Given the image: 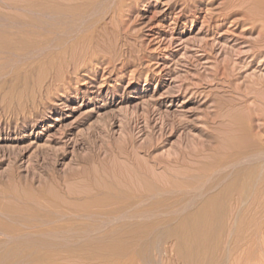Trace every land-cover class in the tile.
<instances>
[{
  "label": "rangeland",
  "instance_id": "374dc122",
  "mask_svg": "<svg viewBox=\"0 0 264 264\" xmlns=\"http://www.w3.org/2000/svg\"><path fill=\"white\" fill-rule=\"evenodd\" d=\"M262 7L0 0V241H63L32 264H111L128 230L264 158Z\"/></svg>",
  "mask_w": 264,
  "mask_h": 264
},
{
  "label": "bare ground",
  "instance_id": "6f19581e",
  "mask_svg": "<svg viewBox=\"0 0 264 264\" xmlns=\"http://www.w3.org/2000/svg\"><path fill=\"white\" fill-rule=\"evenodd\" d=\"M253 2L260 7H264V2H262L261 0H253ZM8 12L11 13V11ZM11 16L14 15H12L11 13ZM3 19H5V16L4 18L0 19V22ZM3 22L4 23L2 24H7L5 23V20ZM14 22H16V20ZM238 163L236 164L235 168L230 171H225L226 169L222 171L217 170L218 173L209 183H206L203 187L200 186V189L197 188L199 189L198 191L196 190V192L190 194L187 199L179 203V205L177 204L178 206H174L175 208L169 210L166 213L167 215L156 219V222H154L151 226L147 228L146 226L142 227L146 228L144 230L137 228V230H140L139 232L137 231L138 236H136V232L131 231L132 229L128 230L130 231V234L134 233V235L136 236L134 241L131 240V238H133V234L130 235L128 234V231L124 230L128 235H130L128 238L131 237L129 241L130 243H128V241H125L130 244L128 245L129 247H127L123 242L125 240L123 235H128L125 233H123L122 235L121 233L122 236L119 237L120 240L124 239L122 240V246L125 245L126 247H124V249H126L124 250L122 248V250L121 245L114 244L113 247L117 246L116 248L122 250L121 252L119 251L120 253L117 255L115 253L111 254L109 250L105 251L106 249H102L103 253L107 252V254L105 255H108L109 253L110 256L108 255V257L104 256L103 258H100L103 259L101 261L105 263L108 260H113L112 263L110 262L111 264L263 263L264 158L259 159L258 162L253 161V163L249 165H241V163ZM133 170L136 173L141 172V170L137 168L135 164H133ZM33 180L34 179H27V181L31 182V184L33 183ZM121 231L122 230H120V232ZM117 232H119V230ZM29 235V238H32L31 240H34L33 238L35 236L31 237L30 233ZM106 237L109 236H105L104 238ZM13 238L15 239V237ZM35 238H37V236ZM18 239L19 241L16 240L17 242L11 244H8V242L10 243L11 241L10 239H7L9 240L7 244H4L5 242H2L4 238L2 241H0V243L2 242V246H0V264H32L39 261L45 262L50 261L53 255L55 256V254L58 253L52 251L56 250L55 245L58 244V242H49V244L55 242V245L50 244L52 247L49 248L46 247V245L44 247V244L39 245L40 241L39 243H32L30 242L31 240L28 242L24 241L25 239L23 240L22 238V241L20 240V238ZM89 240L87 242H90ZM111 240L106 242H110ZM117 240L113 241H115L116 243L118 242L119 244V238H117ZM60 243H62L63 245V241ZM60 243L58 244V246L61 245ZM112 244H108L107 248L109 246V249L111 251L114 249L116 250L115 247L113 248L112 246H110ZM64 245L66 247L69 246L68 243H64ZM84 245L83 249L81 245H79L82 250L85 249ZM102 245L99 243L98 247H101ZM61 246H59V248ZM79 246L78 248H75L80 250ZM88 246L90 247L91 245L88 244L86 246V249ZM93 247L96 248V246H92V248ZM110 247H112V249ZM59 248L56 251H59ZM62 248L60 249L59 253H61ZM101 248L98 249H100V251L102 252ZM73 249L71 251H73ZM89 250H91V248ZM93 251L94 248L91 250V252ZM95 253H97L96 256H103V254L100 255L99 251H96ZM91 256L93 257L95 256V254ZM93 259L90 258V261Z\"/></svg>",
  "mask_w": 264,
  "mask_h": 264
}]
</instances>
